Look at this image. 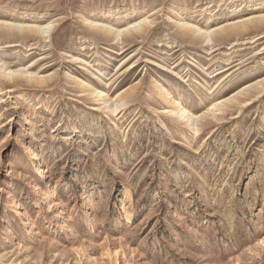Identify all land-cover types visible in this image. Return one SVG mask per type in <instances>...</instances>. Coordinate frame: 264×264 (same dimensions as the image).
Masks as SVG:
<instances>
[{
  "label": "rangeland",
  "instance_id": "obj_1",
  "mask_svg": "<svg viewBox=\"0 0 264 264\" xmlns=\"http://www.w3.org/2000/svg\"><path fill=\"white\" fill-rule=\"evenodd\" d=\"M251 2L0 0V21L53 23L0 31V63L28 71L0 77V264H264V20L239 25L264 15ZM144 18L134 38L88 27ZM178 19L238 25L203 41Z\"/></svg>",
  "mask_w": 264,
  "mask_h": 264
},
{
  "label": "bare ground",
  "instance_id": "obj_2",
  "mask_svg": "<svg viewBox=\"0 0 264 264\" xmlns=\"http://www.w3.org/2000/svg\"><path fill=\"white\" fill-rule=\"evenodd\" d=\"M263 5H264V0H252V2H251V8H254V7H257V6H263ZM175 9H176L175 7H171V9H170L171 14L172 13H176ZM179 19H178V21L175 20L176 21L175 24L178 27V29L182 30L183 33H185V34H187V33H188V35L190 34L192 37L197 35L203 41L213 40L212 37L214 38V36L216 37L219 33L226 32L227 29H232L233 27L238 25L236 23H233V24H230L229 26L228 25L227 26H219V27H215V28H211L209 26H205L204 28H202L200 26H197L196 24H190L189 22H186L185 20H182V19L179 20ZM263 20H264V15H259V16L254 17V18H248L246 20H242V21H240L239 25L245 27V26L249 25L250 23H254V22L261 23ZM104 23L97 22V21H94V20H89L88 21V27L96 29V30H99L100 32L105 33L107 36H109L107 38L111 37V40H116L118 37H120V39H122V37L124 38L125 36L127 37L128 35H129L128 37L132 36L133 38L135 36H137V37L141 36V34L142 33L144 34V32H146L147 29L150 30V27H151L153 21L152 20H147V18H144V19L136 21V22H130V23L127 22L125 26H118V27L116 25H115L116 27L112 26L111 23L110 24H108V23L104 24ZM52 26H53L52 22L47 23L45 25H40V24H36V23H25L24 24V23L0 21V31H4V32L5 31H8V32L16 31L20 35L21 34H25V33H29V34H31L33 36L36 35L39 38L42 37L45 34V32L47 30H49V28L52 27ZM199 37H197V38H199ZM22 74H28V71H20V70H17V69L16 70H12V69L8 68V66L6 64L0 63V77H3V78L7 77L9 79V81H10V79L12 80L14 77L22 75ZM100 76L101 75H96L95 76L97 81L100 80ZM29 79H31V76L29 77ZM44 79L45 78H43V77H37V79L36 80L34 79V80L36 82H38V83H43ZM154 83L158 85L157 80H154ZM133 89H134V87H133ZM105 90L99 89V88H95V87L92 86L89 91L92 94H94L93 96H94L95 100H101V101L103 100V103H107L108 101L113 102L110 97L105 98L107 96V93L105 92ZM160 90L165 92L166 89L164 87H162V88H160ZM263 90H264V88H263ZM261 91H259V92H261ZM159 94H162V93H159ZM131 97H132V95H131L130 92H126L124 94L122 93V95H120V96L118 95L117 96V100H118L117 102L118 103L121 102V105H123L124 102H128ZM166 103H167V105H170L172 107V110L170 112H175L176 113L175 116L177 117V120L178 119L182 120L185 125L191 120L189 118L193 117V114L192 113L189 114L190 111L186 112L187 111L186 108L181 103H179L177 100L174 99V100L166 102ZM218 103L219 102H217V104L211 105L212 107H211L210 111L215 112L216 110H218L221 107V105H225L226 101L223 102V103H220L221 105H218ZM187 115L190 116V117L187 118ZM195 118L198 119L199 117L196 116ZM32 160H37V155L36 154H33ZM18 211L19 210H16V214H19Z\"/></svg>",
  "mask_w": 264,
  "mask_h": 264
}]
</instances>
